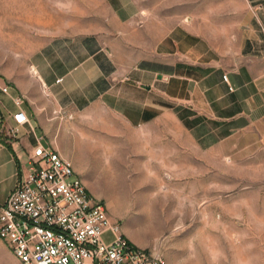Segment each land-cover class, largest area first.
Masks as SVG:
<instances>
[{
	"label": "rangeland",
	"instance_id": "rangeland-1",
	"mask_svg": "<svg viewBox=\"0 0 264 264\" xmlns=\"http://www.w3.org/2000/svg\"><path fill=\"white\" fill-rule=\"evenodd\" d=\"M112 17L106 0H0V81L23 86L17 108L32 96L35 52L111 35ZM49 104L42 136L137 245L168 264H264V148H248L247 134L206 149L174 116L135 126L103 103L73 116ZM10 253L0 239V264Z\"/></svg>",
	"mask_w": 264,
	"mask_h": 264
},
{
	"label": "crops",
	"instance_id": "crops-1",
	"mask_svg": "<svg viewBox=\"0 0 264 264\" xmlns=\"http://www.w3.org/2000/svg\"><path fill=\"white\" fill-rule=\"evenodd\" d=\"M106 1L116 34L52 40L33 54L34 89L21 102L30 121L13 139L0 132V202L37 139L50 145V102L71 116L103 103L135 126L174 116L206 149L244 134L248 148H264V0ZM22 90L0 81L7 125Z\"/></svg>",
	"mask_w": 264,
	"mask_h": 264
},
{
	"label": "built area",
	"instance_id": "built-area-1",
	"mask_svg": "<svg viewBox=\"0 0 264 264\" xmlns=\"http://www.w3.org/2000/svg\"><path fill=\"white\" fill-rule=\"evenodd\" d=\"M12 118L10 125L0 120V132L13 139L30 117L18 107ZM106 205L92 195L72 161L39 137L27 168L0 202V239L19 264H168L160 249L130 239Z\"/></svg>",
	"mask_w": 264,
	"mask_h": 264
}]
</instances>
